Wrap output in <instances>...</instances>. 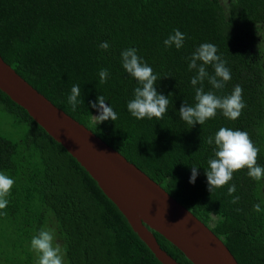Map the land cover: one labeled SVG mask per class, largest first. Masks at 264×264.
<instances>
[{
	"label": "trees",
	"instance_id": "16d2710c",
	"mask_svg": "<svg viewBox=\"0 0 264 264\" xmlns=\"http://www.w3.org/2000/svg\"><path fill=\"white\" fill-rule=\"evenodd\" d=\"M174 29L186 34L179 50L163 43ZM105 41L107 50L99 47ZM206 42L217 46L231 71L225 87L212 90L228 95L239 84L246 107L236 120L218 111L203 125L191 126L179 116L185 101L195 103V71L188 70L186 58ZM129 47L160 77L157 91L169 96L162 120L136 119L127 109L138 86L122 66L121 52ZM0 54L191 210L239 264H264V178L253 180L245 168L210 193L206 177L215 147L207 139L220 127L247 131L264 166V0H0ZM102 68L109 70L104 84L98 75ZM74 84L83 101L76 111L68 103ZM203 86L212 88L207 79ZM100 95L117 112L116 121L96 122L100 113L90 102ZM9 125L15 133L5 131ZM193 164L199 174L190 183ZM0 171L15 181L8 206L0 210L7 213L0 214V264H36L31 239L42 228L54 230L64 264H164L86 168L2 89ZM232 184L240 197L236 204L227 194ZM257 203L261 212L254 210ZM153 232L177 261L194 264Z\"/></svg>",
	"mask_w": 264,
	"mask_h": 264
},
{
	"label": "water",
	"instance_id": "95a60500",
	"mask_svg": "<svg viewBox=\"0 0 264 264\" xmlns=\"http://www.w3.org/2000/svg\"><path fill=\"white\" fill-rule=\"evenodd\" d=\"M0 89L86 168L161 262L181 264L161 247L153 230L194 264H239L208 225L119 150L55 105L1 54Z\"/></svg>",
	"mask_w": 264,
	"mask_h": 264
},
{
	"label": "clouds",
	"instance_id": "9594fccd",
	"mask_svg": "<svg viewBox=\"0 0 264 264\" xmlns=\"http://www.w3.org/2000/svg\"><path fill=\"white\" fill-rule=\"evenodd\" d=\"M186 34L179 29H174L164 41L167 48L173 45L177 50L184 46ZM99 47L107 50L110 45L108 42H102ZM218 48L213 43H202L196 50L187 57L188 70L195 71L191 78V84L195 88V103L188 104L186 101L179 109L180 119L194 126L197 122L203 125L207 120L214 118L220 111L224 117L229 120L238 119L246 103L243 99V87L235 85L232 92L228 95H218L215 90H222L225 84L231 80V71L226 66L227 61L218 55ZM122 66L125 71L138 81L135 87L133 98L127 102V109L136 119L162 120L168 111L170 103L169 96H165L157 91L156 83L160 77L154 73L153 68L138 55V49L129 47L121 52ZM214 69V74H209L206 66ZM100 83H107L109 70L100 69ZM205 79L212 86L205 91L203 86ZM200 85L199 87H196ZM81 95L80 86L74 84L71 88V94L68 96V103L72 111H76L77 106L83 103L79 99ZM97 101H91V107L99 111V115L94 116L96 122L103 123L111 119H118L117 112L106 104V98L103 95L98 96ZM209 145L214 144L213 155L208 159L206 168V177L210 193L217 188L224 187L233 179L236 171L247 168V175L253 180L260 181L264 178V166L258 163V154L260 148L252 141L247 131L232 129L229 127H220L215 132L214 137L207 139ZM199 174V166L193 164L191 168L190 183H195ZM14 179L0 171V210L5 209L9 200L7 197L11 194L14 186ZM236 185L228 187V195L232 196L231 203L239 202L240 197L234 195ZM264 203V202H262ZM241 211V209H236ZM256 212H261V204L254 205ZM0 214L6 215V212ZM179 222V221H178ZM177 222V223H178ZM31 249L37 254L36 264H64L65 251L58 243H55V232L52 229L42 228L37 235L31 239Z\"/></svg>",
	"mask_w": 264,
	"mask_h": 264
},
{
	"label": "rangeland",
	"instance_id": "374dc122",
	"mask_svg": "<svg viewBox=\"0 0 264 264\" xmlns=\"http://www.w3.org/2000/svg\"><path fill=\"white\" fill-rule=\"evenodd\" d=\"M13 128L9 125V126H7V127H5V131L7 132V133H11L12 132V134L13 133H15L16 132V130H13Z\"/></svg>",
	"mask_w": 264,
	"mask_h": 264
}]
</instances>
